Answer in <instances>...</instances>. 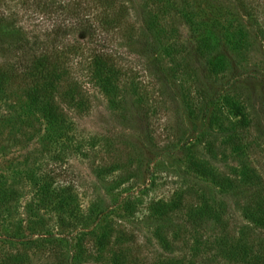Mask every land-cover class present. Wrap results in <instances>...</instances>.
<instances>
[{"label":"rangeland","instance_id":"374dc122","mask_svg":"<svg viewBox=\"0 0 264 264\" xmlns=\"http://www.w3.org/2000/svg\"><path fill=\"white\" fill-rule=\"evenodd\" d=\"M114 1L109 43L74 36L40 89L0 86V264H264V0H136L154 52ZM18 2L23 33L51 26Z\"/></svg>","mask_w":264,"mask_h":264},{"label":"trees","instance_id":"16d2710c","mask_svg":"<svg viewBox=\"0 0 264 264\" xmlns=\"http://www.w3.org/2000/svg\"><path fill=\"white\" fill-rule=\"evenodd\" d=\"M61 2L19 0L18 3L23 8L22 18L28 15L27 9L32 6L33 13L35 9L44 15H52L51 26L44 25L42 34L39 31H28V34H32L31 37L23 33L18 23L17 10L9 13L0 10V49L10 54L9 59L0 61V86L5 82L25 81L36 90L40 89L46 81L66 71L64 65L66 60H69V55H77L80 45L76 44V40L75 44L68 43L74 36L87 35L89 40L95 39L97 44L100 39L103 43H109L108 33L119 27L120 21H123V5L114 6L116 5L114 0H71L69 3L61 0ZM127 3L137 10L134 16L137 23L144 28L141 35L143 50L154 52L155 38L151 36L153 33L149 8L145 2L127 0ZM94 9L98 10V13H94V20L88 19L85 14H90ZM33 18L34 15L31 13L25 22L35 23L38 14ZM125 30L126 34L131 32L128 28ZM89 54L90 66L99 72L111 73L117 66L111 52L104 47L91 49ZM225 180L228 188H233V179L226 177ZM171 226L167 224V227Z\"/></svg>","mask_w":264,"mask_h":264}]
</instances>
